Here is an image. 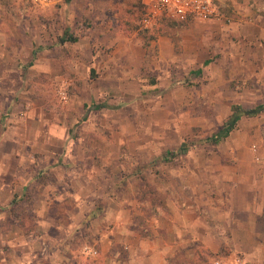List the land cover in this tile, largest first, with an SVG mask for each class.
<instances>
[{"label":"rangeland","instance_id":"obj_1","mask_svg":"<svg viewBox=\"0 0 264 264\" xmlns=\"http://www.w3.org/2000/svg\"><path fill=\"white\" fill-rule=\"evenodd\" d=\"M115 1L95 0L85 14L81 0H0V46L8 57L0 68L9 69L0 79V102L17 109L28 129L67 125L69 139L84 152L81 159L56 161L66 168L46 170L35 186L58 184L57 190L69 194L67 204L79 201L67 210L74 219L82 211L93 216L110 206L114 213L123 205L126 218L147 237L152 221H165L171 206L201 204L210 209L206 220L212 231L209 247L200 253L206 264L236 255L264 264V155L257 161L253 150L254 145L264 150V112L243 117L218 144L204 142L228 119L232 104L251 109L264 101V90L259 93L264 36L258 32L264 28V0H254L250 15L240 9L244 0H216L219 19L165 20L152 29L139 21L138 33H133V2ZM130 5L128 20L103 26L105 9ZM66 32L77 41H61ZM31 111L38 121L26 118ZM182 145L187 151L175 153ZM29 162L39 169L54 163ZM71 190L78 193L71 196ZM30 192L26 200L32 199ZM53 195L45 193L42 201ZM62 211L54 205L50 213ZM86 225L46 226L42 248L73 232L75 249L99 252L85 259L79 253L77 262L103 263L97 237L84 238ZM126 236L118 235L123 241L107 252L125 257ZM128 239L133 243V234ZM60 243L65 249V240ZM6 251L0 239V254Z\"/></svg>","mask_w":264,"mask_h":264},{"label":"crops","instance_id":"obj_2","mask_svg":"<svg viewBox=\"0 0 264 264\" xmlns=\"http://www.w3.org/2000/svg\"><path fill=\"white\" fill-rule=\"evenodd\" d=\"M81 1L84 3L82 13L91 14V7H93L95 0ZM112 1L116 2L111 0V3H113ZM146 1L130 0L131 3L133 2V33L139 32V21L142 22L141 18H143ZM219 1L226 4L227 0ZM233 1L236 2L237 0ZM244 2L247 5H243L240 9L247 12L245 15H250V10L253 8L249 6H254L255 1L244 0ZM128 7L129 9L126 10L105 9L101 14L104 22L103 26L106 28L115 24L120 25L128 20L129 16L126 13L130 11L132 6ZM97 11L100 12V10ZM130 17L132 18V16ZM192 22L195 21L189 23ZM258 32L264 36V28H259ZM158 40L163 41V43L166 41L163 37H159ZM0 48V61L2 63L4 57H8L7 52L4 54V47L0 46ZM206 61L210 63V60L205 59L204 64H206ZM261 61L264 65V59ZM8 75L9 69L1 67L0 79L3 80ZM259 75L261 76L259 82H262L259 83L260 93V90H264V67L260 70ZM109 76L115 77L116 72L110 73ZM1 93L2 90H0ZM259 104H264V101L257 105ZM26 113L27 119L38 121L39 118H36L34 112ZM23 121L26 120L20 116L17 109L14 108L10 111L9 104L0 102V239L7 245L6 254H0V264H94L95 262L91 263L89 260L77 262V257L80 254L81 258L85 259L88 258L90 252L87 253L82 249L73 247V232H71L72 236L70 234L62 238L54 237L52 242L54 244L50 242L51 245H54L52 248L48 250L42 248V244L47 242L46 237L49 235L46 232L48 230L46 226L56 225L59 229L61 226L79 224L80 221L85 222L88 226L86 227L88 228V237H83L89 240V235H92L93 238L97 237L100 242L99 255L102 256L103 254L105 257L102 258L103 263L100 264H206L200 257V253L204 252V247H209L212 240V231L206 220L207 216H210V209L201 204L186 207H182L180 204L171 206L165 221L156 223H154V220L152 221L153 233H151V236L149 234L148 237L141 235L140 229L132 224L130 218H126L125 209L120 204H118L120 211L114 213L108 211L110 210L109 206L103 212L96 213L94 211L93 216L90 212L82 211L83 216L80 219L67 217V210L73 208L74 205H81V203L73 200L71 202L73 204H67L65 201L68 200L69 194L67 191L57 190L58 184H56L57 189L53 185H45L42 188L35 186L36 181L39 179L36 175L38 167H31L29 161L32 158H39L42 161L50 160L54 162L52 165L41 166L40 169H43L44 172L46 170L62 172L61 169L64 170L66 165L56 164V161L59 162L61 158L68 161L75 158L81 159L84 152L76 147L77 144L74 140L69 139L71 128L67 125L50 122L44 124L45 126H41V129H28ZM57 145L60 147L59 150ZM261 146L259 149L260 153L263 152L261 153L263 156L264 150ZM259 171H253L251 176H256L255 173H260ZM33 172L32 178L31 173L33 174ZM64 173L66 175V172ZM61 177L60 179L57 177L55 181L58 183L63 182ZM26 178L29 182H26ZM17 179H21V184ZM27 183L30 186H27ZM29 191H33L30 192L32 193V199L26 200L25 194ZM45 193H53V199L42 201V195ZM75 193L78 192L71 190V196ZM15 197L19 199L17 213L11 210V202ZM44 197L49 198L50 196L46 195ZM44 203L45 208L41 209ZM54 205L56 208L60 207L63 210L61 215L50 213ZM91 222L93 223L92 226ZM27 226L31 228V231H26ZM121 233L127 235V240L124 241L129 242L128 247L130 248V252L123 258L117 252H107L108 247L114 246L115 249V245L123 241L118 237ZM131 234H133V243H130L131 240L128 239ZM63 240L66 242L65 249L58 245ZM52 259L54 260L52 261Z\"/></svg>","mask_w":264,"mask_h":264},{"label":"built area","instance_id":"obj_3","mask_svg":"<svg viewBox=\"0 0 264 264\" xmlns=\"http://www.w3.org/2000/svg\"><path fill=\"white\" fill-rule=\"evenodd\" d=\"M222 12L216 0H147L144 7L142 24L153 28L162 21L185 23L190 21H208L219 19ZM255 159L262 160L257 145L253 146ZM96 255L98 250H90ZM215 264H248L241 255L228 259L227 262L216 260Z\"/></svg>","mask_w":264,"mask_h":264},{"label":"trees","instance_id":"obj_4","mask_svg":"<svg viewBox=\"0 0 264 264\" xmlns=\"http://www.w3.org/2000/svg\"><path fill=\"white\" fill-rule=\"evenodd\" d=\"M65 37H62L61 41H72L75 42L77 41V37L74 36L72 33L66 32ZM209 61H206V64H208ZM103 107L102 105H98L97 108H101ZM264 112V104H259L254 108H245L243 105L239 104V103H234L231 106V113L228 117V119L225 121V123L216 131L214 132L211 136H208L204 139V142L209 143V144H218L220 141L226 139L231 132L237 127L239 121L245 117V116H255L258 115L260 113ZM187 151V147L186 145H182L178 152L175 153H184ZM175 155V154H174ZM44 173L43 169H39L38 168V174L37 176L39 178H41L40 176H42ZM26 195V194H25ZM24 195V196H25ZM24 198V197H23ZM22 199V198H20ZM19 203V199H17L15 197V199L11 202V210L15 211L17 213L19 207L18 206ZM26 231H31V228L29 226H27V228H25Z\"/></svg>","mask_w":264,"mask_h":264}]
</instances>
